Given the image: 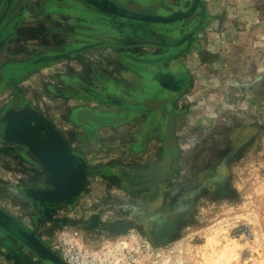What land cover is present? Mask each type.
Instances as JSON below:
<instances>
[{
	"label": "rangeland",
	"instance_id": "1",
	"mask_svg": "<svg viewBox=\"0 0 264 264\" xmlns=\"http://www.w3.org/2000/svg\"><path fill=\"white\" fill-rule=\"evenodd\" d=\"M102 1L12 0L2 21L34 44L20 35L0 44V264H49L26 241L49 250L55 218L97 208L151 233L167 220L183 264H264V0H118L143 21L102 11ZM158 73L178 75L177 91ZM93 92L146 110L102 104ZM22 109L85 161L88 184L73 199L34 197L47 175L5 133ZM164 156L172 169L162 176Z\"/></svg>",
	"mask_w": 264,
	"mask_h": 264
},
{
	"label": "water",
	"instance_id": "2",
	"mask_svg": "<svg viewBox=\"0 0 264 264\" xmlns=\"http://www.w3.org/2000/svg\"><path fill=\"white\" fill-rule=\"evenodd\" d=\"M11 4L12 0H8L7 7L0 20V34L5 33V36H7L6 42L14 36V29L10 27L8 22L4 26H1V24ZM79 5L78 3L77 14L84 15L86 10L85 8H79ZM72 6L62 2L58 3L56 7L68 9L70 12L72 11ZM96 7H100L102 11L110 9L111 12L108 13H114L122 18L143 21V18L122 7L121 2L118 0L102 1L97 3ZM164 20V18L161 19V23H164ZM7 65L8 63L5 64L3 71L4 76L11 74V68ZM154 78L163 89L172 92L177 91L178 85L181 83L180 77L172 73H158ZM93 96L102 104L119 107L126 112H142L146 110L144 103L129 102L125 99L112 97L111 95L104 96L95 92H93ZM91 119L100 125L113 123L110 117L105 116L93 115ZM5 133L9 138L19 139L30 149L32 156L41 164L43 171L47 175L46 177L49 178L48 181L43 180L42 183H48L50 188L44 190L36 189L32 192L38 201L51 203L69 201L85 190L87 185L85 161L74 154L66 139L38 112L22 109L10 113L6 118ZM39 137H42V139H38ZM97 221L98 217L96 215L91 216L86 221L85 228L89 231L95 230ZM130 228H132L130 221H116L107 225L103 230L115 235H121ZM169 230L168 221L162 220L160 226L154 228L152 235L158 239H163ZM28 241H26V244L44 261L49 264H64L37 239L33 238Z\"/></svg>",
	"mask_w": 264,
	"mask_h": 264
},
{
	"label": "built area",
	"instance_id": "3",
	"mask_svg": "<svg viewBox=\"0 0 264 264\" xmlns=\"http://www.w3.org/2000/svg\"><path fill=\"white\" fill-rule=\"evenodd\" d=\"M96 229L87 230L92 212L79 211L67 216V223L52 233L49 250L64 264H183L181 251L172 242L156 244L132 227L121 235L104 231L103 214Z\"/></svg>",
	"mask_w": 264,
	"mask_h": 264
},
{
	"label": "flooded vegetation",
	"instance_id": "4",
	"mask_svg": "<svg viewBox=\"0 0 264 264\" xmlns=\"http://www.w3.org/2000/svg\"><path fill=\"white\" fill-rule=\"evenodd\" d=\"M38 139H42V137H39ZM172 169V160L171 159H168L166 158L165 156L162 158V160L158 163L157 167H156V171L157 173H161V175H165L166 173H169ZM49 178L47 177L45 179V181H48ZM161 181H164L165 179L162 178L160 179ZM48 185V188H50V185L47 183ZM59 203V202H58ZM119 211H117L118 213ZM93 215H95L96 213L98 214H103V217L105 219V223L104 225H101L100 228L102 227H106L107 225H109L110 223L112 222H116V221H119V220H110V217L109 216H106L105 217V214L103 211H102V208H97V210H95L94 212H92ZM120 213V212H119ZM47 214V213H46ZM50 216V214H49ZM57 220L53 221L52 222V225L49 229V233L52 234L54 230H56L57 228L63 226L64 224L67 223V220L66 219H63V218H55ZM125 221H130L131 223V227H134L137 229L138 232H140L142 235H144L145 237H147L148 239H150L151 241H153L154 243L156 244H164V243H168L170 242L172 239L170 237L171 235V231L172 229L170 228V230L166 233V236L163 238V239H158L156 237H154L151 233V231L148 230L147 227H144L142 226L140 223H137L135 220H133L132 218H128L126 219ZM162 221V220H161ZM159 221L158 223H156V225L154 226V228L156 227H159L160 226V222ZM98 222V221H97ZM97 226V224H96ZM154 230V229H153Z\"/></svg>",
	"mask_w": 264,
	"mask_h": 264
},
{
	"label": "crops",
	"instance_id": "5",
	"mask_svg": "<svg viewBox=\"0 0 264 264\" xmlns=\"http://www.w3.org/2000/svg\"><path fill=\"white\" fill-rule=\"evenodd\" d=\"M33 1V0H32ZM14 29V28H13ZM26 33H27V31H22L21 30V28H18V29H14V36L16 37V41H17V38H18V35H20V37H21V40H27L29 43H33L34 44V41H32V37H28V39H26ZM29 34V33H28ZM13 36V37H14ZM28 36H30V35H28ZM6 38H7V36H2V38L0 37V44H2V43H5V45H6ZM31 41V42H30ZM18 42V41H17ZM19 43V42H18ZM0 47H1V45H0ZM5 53H4V55H2V53L0 52V57L2 58V57H4L5 58ZM170 149V148H169ZM168 150V149H167ZM171 150V149H170ZM41 177V176H40ZM40 177H38V179L40 178ZM47 177H42V180H39L40 181V184L42 185L43 183L41 182V181H43L44 179H46ZM39 181L38 180H36V183L38 182L39 183ZM87 184H88V178H87ZM36 188H39V186L37 187L36 186Z\"/></svg>",
	"mask_w": 264,
	"mask_h": 264
}]
</instances>
